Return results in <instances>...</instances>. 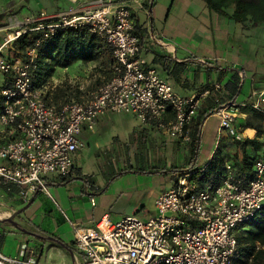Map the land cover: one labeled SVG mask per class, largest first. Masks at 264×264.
I'll list each match as a JSON object with an SVG mask.
<instances>
[{"label": "built area", "instance_id": "obj_1", "mask_svg": "<svg viewBox=\"0 0 264 264\" xmlns=\"http://www.w3.org/2000/svg\"><path fill=\"white\" fill-rule=\"evenodd\" d=\"M66 1L94 8L13 20L7 27L12 33L0 46V72L10 84L0 89V180L49 198L46 176H71L74 154L84 147L80 134L93 131L97 119L131 115L143 126L157 123L170 138L186 143L203 100L221 89L215 83L179 96L140 56L142 45L126 5L118 0ZM49 19L54 21L45 23ZM60 29H87L101 40L110 51L111 76L89 98L57 104L47 97V84L35 85L34 72L40 44ZM28 32L42 37L23 52L15 51L14 42ZM250 97L243 104L227 102L215 113L219 131L235 141L245 139L234 124L240 109L264 115V89L253 90ZM167 113L173 119L163 123ZM259 141L262 151L248 182L231 161L224 163L216 184L207 182L200 189L192 177L202 170L185 171L157 197L154 217L128 216L118 222L102 217L92 228L75 229L73 244L83 256L77 264H237L235 231L264 210V133ZM0 264L36 263L0 253Z\"/></svg>", "mask_w": 264, "mask_h": 264}, {"label": "crops", "instance_id": "obj_2", "mask_svg": "<svg viewBox=\"0 0 264 264\" xmlns=\"http://www.w3.org/2000/svg\"><path fill=\"white\" fill-rule=\"evenodd\" d=\"M25 2L30 8L29 0L0 3V46L12 33L7 27L13 20L22 21L31 16H11L16 13L17 6ZM118 2L129 8L135 24L134 34L142 45L140 56L147 67L166 80L179 96L189 97L218 83L221 89L211 91L208 97L217 100L214 102L221 108L227 102H250L253 90L264 89V46L252 38L264 28V23L237 24L229 18L233 6L225 10L227 16H222L209 10L203 0ZM70 8L81 11L94 8V5L69 2ZM39 10L49 17L64 11ZM53 21L49 19L45 23ZM102 60L104 66L109 67L102 79L106 82L111 76V55ZM233 80L240 89L232 96L226 84ZM8 86L9 79L5 76L0 89ZM110 115L113 114L97 119L94 129ZM117 115L136 121L128 139L121 142L116 137L115 146L104 149L112 150L117 157V169L113 164L104 163L82 170L76 164L83 160L81 152L86 146L93 148L95 154L101 150L88 134L93 131L83 130L80 139L84 137L85 140L81 139L84 147L74 154L71 176L62 179L53 174L45 178L51 198L0 180L1 254L36 264H77L83 256L73 244L75 229L92 228L102 217L118 222L128 216L146 220L156 215L157 197L175 185L180 173L189 171V142L170 138L157 123L143 126L131 115ZM172 119V114L167 113L161 121L167 123ZM245 121L257 120L242 108L234 124L245 139H253L255 130L244 129ZM231 140L224 131H219L218 117L208 116L201 128L194 171H203L219 148L226 155L239 154L235 146H230ZM110 174L114 176L111 180Z\"/></svg>", "mask_w": 264, "mask_h": 264}, {"label": "trees", "instance_id": "obj_3", "mask_svg": "<svg viewBox=\"0 0 264 264\" xmlns=\"http://www.w3.org/2000/svg\"><path fill=\"white\" fill-rule=\"evenodd\" d=\"M212 12L227 16L225 10L233 6L234 10L229 18L237 24L249 21L252 24L264 23V0H203ZM41 32H28L21 35L13 44L14 50L23 52L27 47L34 45L35 41L41 39ZM110 56L106 45L95 35L90 34L87 29H60L44 40L38 48V61L34 72L35 85L40 86L47 83L56 68H67L74 62L89 63L100 61ZM109 64V59L107 60ZM4 88V87H3ZM226 88L231 95L239 92L240 86L237 82L230 81ZM215 99L208 97L198 109V114L193 120L189 140V167L195 170L199 151V137L203 123L208 116L217 112L219 105ZM2 99L0 97V108ZM257 122H264V115L259 112L252 113ZM244 129L255 130L253 139L242 141L231 140L230 146H235L239 154H223L217 149L211 161L201 173H196L192 178L196 180L198 188H203L210 181L216 184L224 174V163L231 161L239 177L248 182L253 176V165L262 151L260 137L264 133L263 126L253 124V121H245ZM178 171V170H177ZM240 230V231H239ZM235 234L237 246L240 253L237 264H264V210L257 213L250 221L239 226ZM260 247L257 249V247Z\"/></svg>", "mask_w": 264, "mask_h": 264}, {"label": "rangeland", "instance_id": "obj_4", "mask_svg": "<svg viewBox=\"0 0 264 264\" xmlns=\"http://www.w3.org/2000/svg\"><path fill=\"white\" fill-rule=\"evenodd\" d=\"M7 2L8 0H0L1 4H6ZM25 4L26 2L23 6H17L16 13L13 12L11 16L17 14L19 18L25 15L37 17L40 13L46 15V12L39 10L41 8L45 11L52 12L53 10L66 11L69 7V2L66 0H39L38 3L36 0H29L30 8L27 7V5L25 6ZM3 16H5V14ZM263 29L264 28H260L256 36L252 38L257 39V43L264 46ZM108 68H106L101 61L81 64L74 62L67 68H56L46 83L47 97L57 104L70 100L79 101L87 99L96 88L104 82L102 79L105 77L106 73H108ZM4 78L5 76L0 72V85H2ZM253 124H261V126H263V122L253 121ZM135 125L136 121L128 116L113 114L106 117L100 126H96L93 132L88 133L90 138H94L101 150L99 152L96 151L97 153L95 154L93 148L86 146L81 152L83 160L76 161V164L82 168V170H86L89 165L98 166L104 163L107 165L113 164L115 169H117L115 163L117 157L112 150L104 149L105 147L108 149L115 146L116 143L114 140L116 137H119L120 141L128 139ZM81 139L85 140L84 137ZM132 161L134 162L133 159ZM118 166L121 168V165ZM115 172L117 173V171ZM113 177L112 174L109 175L110 180ZM235 234L237 235L238 231H235Z\"/></svg>", "mask_w": 264, "mask_h": 264}, {"label": "bare ground", "instance_id": "obj_5", "mask_svg": "<svg viewBox=\"0 0 264 264\" xmlns=\"http://www.w3.org/2000/svg\"><path fill=\"white\" fill-rule=\"evenodd\" d=\"M247 134L251 135L252 133L250 131H247Z\"/></svg>", "mask_w": 264, "mask_h": 264}]
</instances>
